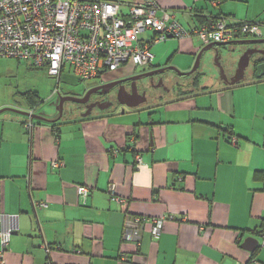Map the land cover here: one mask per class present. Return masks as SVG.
I'll use <instances>...</instances> for the list:
<instances>
[{
	"label": "crops",
	"instance_id": "crops-1",
	"mask_svg": "<svg viewBox=\"0 0 264 264\" xmlns=\"http://www.w3.org/2000/svg\"><path fill=\"white\" fill-rule=\"evenodd\" d=\"M159 4L160 17L186 31L221 19L232 27L264 23V0ZM246 40L257 39L239 41ZM230 46L204 53L221 55L220 81L210 85L202 83L200 68L186 75L207 47L197 35L153 45L152 69H166L157 75L175 72L191 84L157 104L144 106L143 99L56 123L0 114V211L17 217L18 228L6 264H264V77L257 79L252 67L236 76L239 64L227 73L220 59ZM263 48L236 45L231 52L241 49V60ZM4 108L39 114L37 105L5 101ZM80 186L91 189L86 202ZM128 214L150 220L139 243L123 239ZM153 219H165L157 237ZM249 238L259 242L254 252L243 249Z\"/></svg>",
	"mask_w": 264,
	"mask_h": 264
},
{
	"label": "built area",
	"instance_id": "built-area-1",
	"mask_svg": "<svg viewBox=\"0 0 264 264\" xmlns=\"http://www.w3.org/2000/svg\"><path fill=\"white\" fill-rule=\"evenodd\" d=\"M159 1L136 0L124 5L119 0H0V58L25 61L46 70L56 78L53 96L59 98L67 70L87 82L102 80L104 74L120 68H147L154 64L152 46L170 37L181 40L195 34L205 46L264 39V23L243 22L232 27L221 19L186 31L178 21L168 23L160 17ZM147 32L155 34L151 41L141 38ZM237 141L236 137L231 139L234 146ZM137 161L143 165L141 158ZM53 165L63 167L60 161ZM90 192L87 186L78 187V195L85 202ZM109 192L115 196V184ZM16 218L0 211V264H6L7 249L18 231ZM148 221L128 214L123 239L139 243ZM164 221L151 220L155 237Z\"/></svg>",
	"mask_w": 264,
	"mask_h": 264
},
{
	"label": "rangeland",
	"instance_id": "rangeland-1",
	"mask_svg": "<svg viewBox=\"0 0 264 264\" xmlns=\"http://www.w3.org/2000/svg\"><path fill=\"white\" fill-rule=\"evenodd\" d=\"M232 45L234 46H230L228 47L229 49L222 51L223 58L220 59V63L222 60V65L225 66V71H228L227 73L232 71V64H239L240 58L239 60L236 59L241 56V49L231 52L236 48L235 44ZM206 54L203 57V64L199 69L200 73H203V70L205 73V75L201 77V81L203 80V84L206 83L214 85L216 82L220 81L221 73L215 56L209 57ZM125 69L120 68L117 72H108L102 76V80L99 79L87 82L79 80L73 75L71 71L67 70L63 75L59 87L60 94L62 96L82 98L87 90L94 88L98 84H104L105 82L111 81L112 79L118 77V75ZM159 76L161 75H156L155 80H158ZM162 77H164L163 82L165 85L152 88L151 91L145 96L147 100L144 102V106L145 104H157L160 102V98H169L170 96L175 95L178 89L184 90L186 86L191 85L189 83V78L180 77L175 72L168 71L167 73L163 74ZM171 80H173V82ZM56 88V78L49 76L46 70L36 69L25 61L0 58V103L6 101L13 106L22 108L25 107L26 109L33 107L34 105L32 103H34L39 106L37 113L58 117L59 113L56 106L58 97L53 96V92ZM98 96V94L93 95L94 98H97ZM69 107H75L78 108L79 111H83L82 105H78L73 102H67L65 105L64 115L60 121H64L69 115ZM122 108L127 111L130 110L127 109V107ZM139 113H141V111ZM142 113L144 118L148 117L147 111Z\"/></svg>",
	"mask_w": 264,
	"mask_h": 264
},
{
	"label": "water",
	"instance_id": "water-1",
	"mask_svg": "<svg viewBox=\"0 0 264 264\" xmlns=\"http://www.w3.org/2000/svg\"><path fill=\"white\" fill-rule=\"evenodd\" d=\"M170 38H172V37H170ZM221 44L222 43H213L211 45H208L206 48H203L202 51L197 56L195 66L186 75H193L194 73H196L201 66V62L203 60L204 53L206 51H209L210 49H214V47H216L217 45L221 46ZM231 44L240 45V46L252 45V44L264 45V39L263 40H246V41H239L238 40V41L232 42ZM219 57H221V55H219V53H216V56H215L216 61L218 60ZM250 67H252L255 70V76L257 79H261L264 77V48L253 50V51H247L243 55V58L240 60L239 70L237 71L236 76L238 75V76H241L242 78H244L245 71H247ZM165 70L166 69H160V70L152 71L150 73H146L145 75L132 77V78L125 79V80L112 81V82L91 88L90 90H88L86 92V94L83 98H74V97H70V96H60L59 101H58V106H57V111L59 113V116L57 119H48L47 117H45L43 115H39L36 113L32 114L30 112H26V111L14 109V108H4V109L0 110V114L9 111V112H15V113H18L20 115L29 117L32 120H39V121L48 122V123H56V122L60 121V119L64 115V104L66 102H73V103H77V104H86L87 102H89L91 96H93L94 94L109 93L113 88H115L118 85H121L122 83H125L129 80L136 81V80H139L142 78L153 77L154 75L164 73ZM171 70L178 72L180 75L184 74V73H181L177 68H174V67L171 68ZM143 99H144V101H146V97L143 96ZM258 245H259L258 240L253 239V238H249L245 242V244L243 245V249L248 250L250 252H254L255 249L258 247Z\"/></svg>",
	"mask_w": 264,
	"mask_h": 264
},
{
	"label": "flooded vegetation",
	"instance_id": "flooded-vegetation-1",
	"mask_svg": "<svg viewBox=\"0 0 264 264\" xmlns=\"http://www.w3.org/2000/svg\"><path fill=\"white\" fill-rule=\"evenodd\" d=\"M130 70H131V73L129 75L120 76L112 81L125 80V79H129L132 77L145 75L146 73H150L154 71L152 69V66H149L147 68H142V69L130 68ZM155 78H156V75H154L153 77L142 78L136 81L129 80L113 88L109 93L98 94L99 96L97 98H94L93 96H91L89 102H87L86 104H78V105L83 106V111L82 110L79 111L78 108H75V107H69L68 109L69 114L70 116H76L79 118H83L85 116H90L95 111L98 112V111H106V110H112V109L116 110L118 107H121L123 103L132 104V103L139 102L140 100H143V96L145 97L151 91L152 88H156L159 85H165V83L163 82L164 78H162L161 76H159L158 80H155ZM60 96L62 95L60 94ZM58 101H59V98L57 100L56 106H58ZM66 103L64 104V111H65ZM55 118H58V117H55Z\"/></svg>",
	"mask_w": 264,
	"mask_h": 264
},
{
	"label": "trees",
	"instance_id": "trees-1",
	"mask_svg": "<svg viewBox=\"0 0 264 264\" xmlns=\"http://www.w3.org/2000/svg\"><path fill=\"white\" fill-rule=\"evenodd\" d=\"M250 23H251V22H250ZM241 24H242V23H241ZM241 24H240V25H241ZM61 81H62V80H61ZM32 104H33L34 106H36V105H37V104H34V103H32ZM37 106H38V105H37ZM35 108H36V107H35ZM263 235H264V234H263Z\"/></svg>",
	"mask_w": 264,
	"mask_h": 264
},
{
	"label": "clouds",
	"instance_id": "clouds-1",
	"mask_svg": "<svg viewBox=\"0 0 264 264\" xmlns=\"http://www.w3.org/2000/svg\"><path fill=\"white\" fill-rule=\"evenodd\" d=\"M231 44V43H230Z\"/></svg>",
	"mask_w": 264,
	"mask_h": 264
}]
</instances>
